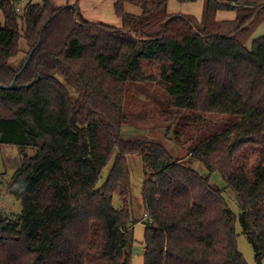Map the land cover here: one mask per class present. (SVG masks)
<instances>
[{"label":"trees","instance_id":"16d2710c","mask_svg":"<svg viewBox=\"0 0 264 264\" xmlns=\"http://www.w3.org/2000/svg\"><path fill=\"white\" fill-rule=\"evenodd\" d=\"M78 1L30 0L17 12V2L0 0V144L22 155L9 186L21 212L0 220V264H132L139 224L142 264H247L236 223L261 264L264 33L246 44L264 23V0H205L199 18L171 14L169 0H116L119 26L87 21ZM21 43L27 50L12 64ZM152 83L169 98L173 112L162 117L176 134L189 122L202 130L187 150L174 154L150 133L123 135L129 88ZM183 111L230 124L210 133ZM137 158L143 182L134 208Z\"/></svg>","mask_w":264,"mask_h":264},{"label":"rangeland","instance_id":"374dc122","mask_svg":"<svg viewBox=\"0 0 264 264\" xmlns=\"http://www.w3.org/2000/svg\"><path fill=\"white\" fill-rule=\"evenodd\" d=\"M15 6H19L21 9L23 6L29 2L30 0H14ZM65 0H61L60 3H63ZM75 1V0H71ZM38 3L39 0H32V3ZM116 0H104L99 5H89L85 7L88 11H98L99 13H103L107 18H95L91 21L87 19V21L93 23H105L111 26H119L116 25V20L118 18L114 15L112 11V7ZM72 5V4H70ZM205 6V0H198L193 3H179L177 0H169V12L171 14H185L192 15L197 18L202 14V10ZM87 11V13H88ZM126 11L128 13L138 15L140 13V9L127 6ZM113 16V17H112ZM100 17V15H99ZM233 13L220 12L218 13V19H231L233 18ZM0 21H3L2 16L0 15ZM264 33V23L260 24L256 30L254 31L251 39L247 42L246 46L250 48L251 41L254 38H258ZM21 49L24 51L19 53L17 57L12 61V64H17L23 57L24 53L27 50V46L24 43H21ZM11 60V59H10ZM144 73L147 76H150L153 73V70L147 65L144 66ZM144 87H130L128 95L126 97V112L128 114L129 126H125L127 128L122 129V133L125 137L136 138L142 137L144 134L150 133V137L158 138L160 140H166L164 142V146L166 143L170 144L172 148L175 150L172 153L176 154L178 150H187L189 146L193 143V140H199L201 138V131L198 130V127H190L189 122L184 130L183 134H176L177 127H175V123H171V126L164 121L162 117V113L165 110H169L173 112V110L169 107V98L167 97L164 90H162L156 83L145 85ZM181 116L185 119H189L193 121L195 119V123L201 126H209V131L217 132L224 129L227 125L230 124L229 121L224 119L222 116L216 115H205L202 117H197L190 114V111H183ZM179 118V116H178ZM168 128V130H167ZM192 140H186L190 139ZM166 147V146H165ZM171 150V148H170ZM34 151L29 150V156H34ZM22 155L18 152L15 147L7 146L0 144V220L8 219L14 220L17 215L21 212V203L15 197V195L11 194L9 191V186L12 181V177L17 169L21 166ZM132 163L130 162V170H131V194L133 198V206L138 207L141 204V191H142V182H143V169L141 166V162L139 158L132 159ZM19 165V166H18ZM18 166V167H17ZM108 166L103 170L101 174V179L99 180V184L104 182L106 177ZM215 181L219 185V187L223 188L224 183L221 181V178L218 176L215 178ZM225 199L230 209L238 215V208L236 205V201L234 195L226 191ZM114 205L116 208H121L120 201L118 198H114ZM143 211L138 212L139 218H143ZM147 219V218H145ZM143 225H135L133 228L132 239L134 238L135 243L133 242L132 246H134L133 250V262L132 264H142V250L139 245L142 240L143 235ZM236 231V242L238 251L242 254L247 264H255L254 260V252L252 247L247 241L245 235L242 234L241 228L238 223L235 225ZM261 264H264V260Z\"/></svg>","mask_w":264,"mask_h":264},{"label":"crops","instance_id":"0c3cea01","mask_svg":"<svg viewBox=\"0 0 264 264\" xmlns=\"http://www.w3.org/2000/svg\"><path fill=\"white\" fill-rule=\"evenodd\" d=\"M61 0H59V3L57 6H62V5H65L67 2L70 3V4H74V2L76 1H71V0H65L63 3H60ZM104 0H79L78 1V6L80 8V11H81V14L83 16L84 19H88V20H92V19H95V18H101L104 20V18H107L106 16L103 15V13H99L98 11H88V9H85V7L87 6H91V5H99L103 2ZM67 3V4H68ZM88 11V13H87ZM100 15V17H99ZM234 16V15H233ZM113 17V16H112ZM89 21V22H90ZM116 25H119V20H116ZM19 166V165H18ZM17 166V167H18Z\"/></svg>","mask_w":264,"mask_h":264},{"label":"water","instance_id":"95a60500","mask_svg":"<svg viewBox=\"0 0 264 264\" xmlns=\"http://www.w3.org/2000/svg\"><path fill=\"white\" fill-rule=\"evenodd\" d=\"M31 53H32V52H30L29 55H28V57L26 58V60H25V62H24V65H23V68H24V67L26 66V64L28 63V61H29V59H30V56H31ZM19 74H20V72L16 73V75H15V77H14V80H13L11 86H9L10 89H13V88H14V86H15V80H16V78L19 76ZM0 140H1V134H0Z\"/></svg>","mask_w":264,"mask_h":264},{"label":"built area","instance_id":"2783aa9c","mask_svg":"<svg viewBox=\"0 0 264 264\" xmlns=\"http://www.w3.org/2000/svg\"><path fill=\"white\" fill-rule=\"evenodd\" d=\"M16 11L17 12H20L21 11V8L19 6H17Z\"/></svg>","mask_w":264,"mask_h":264}]
</instances>
